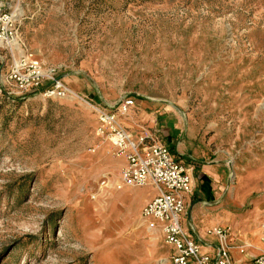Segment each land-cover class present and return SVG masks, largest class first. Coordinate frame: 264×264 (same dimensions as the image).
Wrapping results in <instances>:
<instances>
[{
	"label": "rangeland",
	"instance_id": "obj_1",
	"mask_svg": "<svg viewBox=\"0 0 264 264\" xmlns=\"http://www.w3.org/2000/svg\"><path fill=\"white\" fill-rule=\"evenodd\" d=\"M0 12L19 22L17 53L69 91L9 97L0 77V264H170L137 207L153 186L126 200L96 136L95 108L125 97L193 176L216 170L235 220L264 200V0H0Z\"/></svg>",
	"mask_w": 264,
	"mask_h": 264
},
{
	"label": "built area",
	"instance_id": "obj_2",
	"mask_svg": "<svg viewBox=\"0 0 264 264\" xmlns=\"http://www.w3.org/2000/svg\"><path fill=\"white\" fill-rule=\"evenodd\" d=\"M18 26L13 15L0 12V48L7 49V54L0 56V77L5 94L16 98L36 94L47 100L65 98L68 88L54 66L43 64L31 54L17 53L16 45L19 48L23 45L18 42ZM3 66L6 71L1 75ZM134 106L135 99L125 97L115 106L94 110L96 136L108 143L113 157L125 162L120 168L116 189L146 185L156 188V196L142 207L140 218L147 230L160 235L173 248L170 264H235L230 254L233 247L229 240L230 230L220 227L206 230L207 236L217 240L216 254L211 257L200 253L199 243L184 229L186 197L192 192V167L180 161L151 134L143 131L133 136L128 132L120 120ZM259 241L260 253L254 263L264 264V224Z\"/></svg>",
	"mask_w": 264,
	"mask_h": 264
},
{
	"label": "crops",
	"instance_id": "obj_3",
	"mask_svg": "<svg viewBox=\"0 0 264 264\" xmlns=\"http://www.w3.org/2000/svg\"><path fill=\"white\" fill-rule=\"evenodd\" d=\"M136 106L135 101V106L130 110L129 114L126 117L121 118V124L128 130V132L133 134V136H137L143 131L144 133L147 132L151 134V125L154 124L152 116L145 112L136 117ZM172 140L169 143L170 145H172ZM184 157L185 158L182 160L188 162V166H190L191 164L189 163H192L193 158H191V156ZM124 163L125 162L122 159H115L116 166L118 165L122 168ZM215 171L216 170L212 166H206L201 162V165L195 167L196 175L193 176V173L191 172L192 192L186 197L187 210L183 219L184 229L197 240L200 245V253L211 257H214L216 254L217 240L214 237L207 236L206 230L214 226L228 229L231 232L229 240L233 247L230 254L234 263L255 264L254 259L260 253L259 239L261 226L264 224V200L256 202L250 210L249 215L244 217L242 221L235 220L233 214L227 209H224V207L229 203L230 197L223 201L225 198L223 193L218 191L215 192L212 189V178L214 177ZM203 174L207 175L211 179L212 201L204 200V194L199 191V187L201 185L200 177ZM124 188L125 191H127L125 193L127 195L125 197L126 200L130 199L131 194L134 191L140 190L126 186H123L120 190H123ZM153 189V192L138 202L137 207L140 212L142 209L141 207L156 196L157 190L154 187ZM201 194H203L202 198L200 196ZM199 198H201L202 201H197ZM191 200H193L192 206L190 205ZM220 203L221 205H219ZM166 245L172 250V253H174L173 248L168 244Z\"/></svg>",
	"mask_w": 264,
	"mask_h": 264
},
{
	"label": "trees",
	"instance_id": "obj_4",
	"mask_svg": "<svg viewBox=\"0 0 264 264\" xmlns=\"http://www.w3.org/2000/svg\"><path fill=\"white\" fill-rule=\"evenodd\" d=\"M174 130L173 128L168 129V133L165 136V140L170 143L173 139ZM201 185L199 187V191L204 194V200L212 201V192H211V179L207 175H202L200 177ZM197 201H202L201 198Z\"/></svg>",
	"mask_w": 264,
	"mask_h": 264
}]
</instances>
